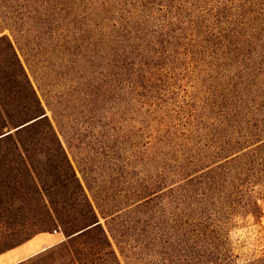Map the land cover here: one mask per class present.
<instances>
[{
    "label": "rangeland",
    "instance_id": "1",
    "mask_svg": "<svg viewBox=\"0 0 264 264\" xmlns=\"http://www.w3.org/2000/svg\"><path fill=\"white\" fill-rule=\"evenodd\" d=\"M12 48L52 127L17 129ZM4 133L0 253L57 231L22 264H264V0H0ZM67 159L104 212L74 239Z\"/></svg>",
    "mask_w": 264,
    "mask_h": 264
},
{
    "label": "trees",
    "instance_id": "2",
    "mask_svg": "<svg viewBox=\"0 0 264 264\" xmlns=\"http://www.w3.org/2000/svg\"><path fill=\"white\" fill-rule=\"evenodd\" d=\"M12 49H13V54L15 56V59L19 65L20 75L23 76V78L25 79L26 86L29 92L28 99L30 100V106L28 107V111H29L28 113L31 116L38 115L33 118V119L37 118L35 121L25 126H30L33 124L42 123V122L47 121L52 127V123L50 121L49 116L47 115L45 111L44 105L42 104V99L38 93V90L35 88L33 82L31 81L30 76L28 72L26 71L24 65L22 64L20 58L18 57L16 51L14 50V48ZM67 163H68L67 166L71 173V179H72V183L74 187V196L83 205V208L80 213L81 220L80 222H78V220H71V219L64 220L63 217L58 212H54L53 215L55 219L58 220L60 227H63V226L65 228H67V226L72 227V230L67 233V236L69 237V239H74L78 236L85 235L88 230L96 228L97 226H100L99 215L103 216L104 212L102 211V209L99 207V205L96 202V197L93 193V190H92L93 188L89 180L84 177L82 181V179L78 176L73 165L70 163L68 159H67ZM188 258L193 259L192 256H188Z\"/></svg>",
    "mask_w": 264,
    "mask_h": 264
},
{
    "label": "crops",
    "instance_id": "3",
    "mask_svg": "<svg viewBox=\"0 0 264 264\" xmlns=\"http://www.w3.org/2000/svg\"><path fill=\"white\" fill-rule=\"evenodd\" d=\"M64 240L65 237L57 231L36 234L27 241L0 253V264H22Z\"/></svg>",
    "mask_w": 264,
    "mask_h": 264
},
{
    "label": "water",
    "instance_id": "4",
    "mask_svg": "<svg viewBox=\"0 0 264 264\" xmlns=\"http://www.w3.org/2000/svg\"><path fill=\"white\" fill-rule=\"evenodd\" d=\"M36 119H37V118H36ZM36 119H32V120H30L29 122L24 123L23 125L17 127V129H19V128H21V127H23V126H25V125H27V124H29V123L35 121ZM9 133H10V132H9ZM9 133H4V134H2L0 137H3V136H5V135H7V134H9Z\"/></svg>",
    "mask_w": 264,
    "mask_h": 264
}]
</instances>
